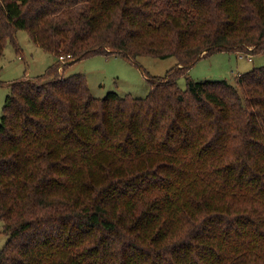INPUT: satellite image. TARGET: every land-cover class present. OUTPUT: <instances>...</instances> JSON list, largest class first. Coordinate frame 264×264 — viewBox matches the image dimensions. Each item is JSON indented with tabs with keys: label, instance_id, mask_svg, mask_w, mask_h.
Here are the masks:
<instances>
[{
	"label": "trees",
	"instance_id": "trees-1",
	"mask_svg": "<svg viewBox=\"0 0 264 264\" xmlns=\"http://www.w3.org/2000/svg\"><path fill=\"white\" fill-rule=\"evenodd\" d=\"M20 29L56 60L2 108L0 264H264V65L188 75L263 52L264 0H0V60ZM111 54L177 63L142 98L59 71Z\"/></svg>",
	"mask_w": 264,
	"mask_h": 264
},
{
	"label": "rangeland",
	"instance_id": "rangeland-1",
	"mask_svg": "<svg viewBox=\"0 0 264 264\" xmlns=\"http://www.w3.org/2000/svg\"><path fill=\"white\" fill-rule=\"evenodd\" d=\"M15 38L17 44L8 42L0 60V121L10 84L23 77L34 78L43 74L56 60L53 54L36 46L27 31L17 30ZM176 63L174 56L131 58L114 54L91 55L72 61L66 67L62 65L59 71L65 75L84 74L90 92L96 98H102L110 92L142 98L150 90L152 77L165 76ZM263 65L264 51L258 54L240 51L215 52L199 58L191 66L188 75L194 81L226 80L234 83L238 73H245L253 67ZM178 85L181 89H186L185 77L178 79ZM1 230L0 219V248L8 239Z\"/></svg>",
	"mask_w": 264,
	"mask_h": 264
},
{
	"label": "built area",
	"instance_id": "built-area-1",
	"mask_svg": "<svg viewBox=\"0 0 264 264\" xmlns=\"http://www.w3.org/2000/svg\"><path fill=\"white\" fill-rule=\"evenodd\" d=\"M69 57H70L69 55H66V56L62 55V56H59L58 59H59L60 62H63L64 60H66V58L68 59Z\"/></svg>",
	"mask_w": 264,
	"mask_h": 264
},
{
	"label": "crops",
	"instance_id": "crops-1",
	"mask_svg": "<svg viewBox=\"0 0 264 264\" xmlns=\"http://www.w3.org/2000/svg\"><path fill=\"white\" fill-rule=\"evenodd\" d=\"M238 74H240V73H238Z\"/></svg>",
	"mask_w": 264,
	"mask_h": 264
}]
</instances>
